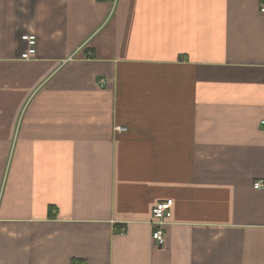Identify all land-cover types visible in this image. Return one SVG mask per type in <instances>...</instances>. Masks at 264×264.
I'll return each mask as SVG.
<instances>
[{
  "label": "crops",
  "instance_id": "obj_1",
  "mask_svg": "<svg viewBox=\"0 0 264 264\" xmlns=\"http://www.w3.org/2000/svg\"><path fill=\"white\" fill-rule=\"evenodd\" d=\"M263 4L0 0V264H264Z\"/></svg>",
  "mask_w": 264,
  "mask_h": 264
},
{
  "label": "built area",
  "instance_id": "obj_2",
  "mask_svg": "<svg viewBox=\"0 0 264 264\" xmlns=\"http://www.w3.org/2000/svg\"><path fill=\"white\" fill-rule=\"evenodd\" d=\"M113 4L116 0H109ZM260 11L264 13V4L260 6ZM27 44L26 50L21 54V58L29 59L35 54V36L34 35H23L21 37ZM119 129V127H117ZM253 187L255 189H264V181L257 180L254 182ZM173 200L167 199L156 203L152 208V233L151 237L158 243L165 241V225L171 217Z\"/></svg>",
  "mask_w": 264,
  "mask_h": 264
}]
</instances>
